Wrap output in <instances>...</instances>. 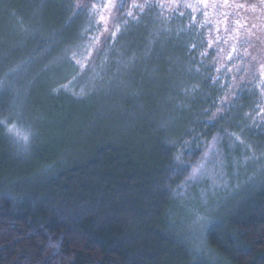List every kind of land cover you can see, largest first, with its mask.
Instances as JSON below:
<instances>
[{"label": "trees", "instance_id": "16d2710c", "mask_svg": "<svg viewBox=\"0 0 264 264\" xmlns=\"http://www.w3.org/2000/svg\"><path fill=\"white\" fill-rule=\"evenodd\" d=\"M100 3L0 0V37L16 29L34 33L26 54L0 42V122L29 135L18 140L0 123V264H207L171 231L170 212L185 179L174 174V158L187 141L198 160L204 140L225 129L261 140L230 121L264 101V75L252 72L254 63L235 66V53L226 59L236 44L232 33L203 26L201 11L173 8L170 0H124V9L112 10L122 16L120 31L115 39L100 34L107 45L99 46L131 49L127 40L117 45L120 34L143 37L120 63L124 75L108 92L94 93L103 76L92 57L69 83L71 64L51 61L66 55L71 62L70 54L92 38L98 28L92 5ZM133 3L143 11L128 17ZM233 20L247 25L251 19ZM217 35L221 40L209 48ZM244 41L238 51L246 48L251 57L255 38L242 48ZM221 48L224 58L214 59ZM143 56L147 70L139 74ZM149 67L183 74L170 85L165 77L155 80ZM211 78L219 79L213 84ZM63 79L67 91L56 90ZM213 113L215 127L206 123ZM210 224L218 226L204 232L208 260L264 264V188Z\"/></svg>", "mask_w": 264, "mask_h": 264}, {"label": "rangeland", "instance_id": "374dc122", "mask_svg": "<svg viewBox=\"0 0 264 264\" xmlns=\"http://www.w3.org/2000/svg\"><path fill=\"white\" fill-rule=\"evenodd\" d=\"M167 1L169 2V0ZM103 2L104 0H101V3ZM179 2V7L185 8L183 5L185 3H191V0H179ZM243 2L245 4L242 8L223 9V11L229 10L231 14V16H229V28L237 27L236 25L233 26L234 20L231 21L232 19H251L247 25L240 23L241 25H243V27L239 28L238 33L244 35H240L239 39L235 41L236 46H238V43L243 42L245 38L253 40L255 38L253 44V40H249V43L252 44V46L250 47L253 48L255 52H253L251 49V52H249L251 57H248L247 54L244 55L245 51H242V53L240 51L243 62L238 59L235 66L237 65V63H243V66L248 63H254L253 68H255V70L252 68V72H260L262 74V72H264V68H262V66H264V5H260V8L255 5V9H253L252 5L254 4L251 1L243 0ZM230 3L241 4V2H232L231 0ZM257 8H259V10H257ZM114 9L112 10L115 11ZM112 10L110 13L107 10H104L103 12V15L109 17L107 27L110 30L113 28V19H115L116 25L119 27L121 26L123 21L122 16L117 17V15ZM188 10H190V8H188ZM97 11L98 10L95 11V21L99 19ZM208 12L209 16L207 17L202 14V11L200 12V14H202L203 21H215L217 18H219L216 15L215 10L208 9ZM256 16H258L260 19L256 20ZM253 17L255 19H253ZM6 18L7 17H5V22H7ZM98 27L101 26L98 25ZM220 27L223 31V26L221 25ZM100 34L106 37L109 36L108 32H104L102 30L100 32L93 33L92 37L98 36L99 40L92 42L91 55L86 61H82L86 65L91 60V58L94 57L93 64L97 63L102 68L103 77L98 80L94 93L108 92V89L111 88V85L114 83L115 78L117 76L124 75V73H118L119 68L123 67V65L121 66L120 63H124V61L127 60L126 58L130 56L132 51H135V46L139 44L138 39L143 38L140 35L135 34H120L121 38L117 45L123 44L124 41L127 40L131 49L124 48V46H116L115 48H111V50L100 51L99 46L103 44V39H105H100ZM2 35L4 37V33ZM3 37H0V42L8 41L9 45H11V48L15 47L16 49H19L21 51V54H26L27 49L25 42L33 40L34 33L32 31H23L20 29H16V32L14 34L6 36L4 38ZM153 37H155L154 43H157L156 37L158 41L160 40V37L157 34H153ZM90 41L91 39L87 40L82 44L79 51H75L70 54L71 62H69L66 55L55 57L51 61V65H53V67L57 62L71 64L74 69H72L71 72L68 70L69 74L66 76L69 82H71L82 70L80 64H78L76 61L81 59V54L88 47ZM261 41H263V44H261ZM242 45L244 46V43H242ZM97 50H99V52ZM3 53L0 54V59L5 56L3 55ZM105 56H108L109 59H107V57ZM223 58V52L215 53L214 59L218 60ZM141 59L142 61H138L140 67L137 70L139 71V74H144L147 70V65L145 64L147 63V61L144 56L141 57ZM59 67H61V65H58L57 68ZM149 71L151 73V76L154 75L155 80L165 77L166 83L170 85L173 84L176 78L179 77V74H183V71H181L180 69L172 74L168 73L169 70H164L161 72V70L158 69V71L152 72V68L150 67ZM65 79L60 80L61 82L58 83L59 85L56 90L67 91V84H63ZM235 86L236 85L232 84L231 90L232 87ZM230 93L232 94V92ZM233 99L234 98L232 96V98L229 99L228 102H232ZM257 105H259V107H257ZM257 105L256 107L252 105L251 107L246 109L247 111L241 110L242 112L238 114L239 116L236 115L237 118L231 119L230 122L231 124H234L236 126H242L244 124V126L242 127H247L249 129L248 132H252L255 138L262 137L261 140H244L245 138L243 137V133L240 131V129L234 128V132L241 136V138L244 140V144L241 145L237 143L236 145L229 147L231 141L228 137L224 139L222 141V167L218 166L216 168L215 175L212 179L205 177L199 180L197 183L192 184L188 187H183L182 185L178 190L177 197L179 199L175 207L170 212L169 223L171 231L183 242H185L188 245L189 249L192 250L198 258L205 260L207 264L216 263L208 260L204 244L202 243L205 230L203 231V233H201L200 224L197 223L198 218H203L201 222L211 223L214 219L220 218L223 214H225V212L230 211L234 206L237 205L240 199H242L249 193L257 189L264 188V120H262L260 116L256 115V113L260 111V108H264V101L258 102ZM238 108L241 107L239 106ZM246 113L249 115L246 116ZM252 117H255V119H253ZM249 120L251 121V123H249ZM245 121L249 123V125H246ZM205 141L206 140H204L203 145ZM213 180H215V184H213Z\"/></svg>", "mask_w": 264, "mask_h": 264}, {"label": "snow or ice", "instance_id": "6c2138e0", "mask_svg": "<svg viewBox=\"0 0 264 264\" xmlns=\"http://www.w3.org/2000/svg\"><path fill=\"white\" fill-rule=\"evenodd\" d=\"M261 4H264V0H260ZM170 6L173 8H177L180 6L179 0H170ZM185 8L192 9L193 12L201 10L202 14L207 17L209 16L208 9H213L216 11V15L219 17V19L215 21H209L205 20L203 21V26H208L211 24V26L215 29L217 33L221 30V25L223 26V30L225 32L232 33L231 39L238 40V32L239 28L243 27V25L240 24L239 21H234V24L237 26L235 28H229V16L231 15L227 11H223V9L227 8H242L244 7L243 4H235L230 3V0H197L196 4L192 3H185L183 5ZM87 7V5H85ZM126 7L124 0H119L117 3V0H104L103 3L96 5L93 4L92 8L97 11V15L99 16V19L96 20V23L100 25L101 27H98L96 29L97 32H100L101 30L104 32H108L109 36L113 39H115L117 32L120 31V28L116 25L115 19H113V28L110 30L107 27L108 19L109 17L103 15L104 10H107L109 13L112 9L122 10ZM159 7L163 8L165 7L164 4H160ZM140 9L143 11L144 5L139 4H132V7L127 11L126 15L128 17L133 16V9ZM252 8L255 9V5H252ZM183 15V13H181ZM193 20H195V17H193ZM126 23V21H125ZM99 37L94 36L91 38V41L88 45V47L85 49V51L81 54V59L77 60L76 62L80 64L81 69L85 67V64L82 61H86L88 57L91 55L92 50V42L98 41ZM221 40V37L219 35L215 36L214 40L208 41V47L211 48L213 46V43H218ZM224 43L227 44L228 40H224ZM104 44L107 45V38L104 40ZM244 45H249V41L245 40ZM243 46V45H242ZM250 46V45H249ZM99 52V50H97ZM220 51L222 52L223 49L221 48ZM233 53L236 54V58L240 59L241 62L242 56L238 51V48L236 44L231 45L230 52L227 53L226 59L227 60H233ZM247 54V50L245 48L244 55ZM264 68V66H262ZM220 69H217L219 71ZM237 72H240L241 69L239 67L236 68ZM231 71V69H229ZM262 75H264V72H262ZM213 84H216L219 78H211ZM71 83V82H69ZM231 87V85L229 86ZM262 95H264V92H262ZM222 104H226V100H221ZM259 107V105H257ZM217 113H220L219 118H223L222 109L217 108ZM212 119L207 121L206 123L211 126L215 127L218 117L215 113L211 114ZM248 116L249 114H245ZM257 116H260L262 120H264V108H260V111L256 113ZM255 119V117H252ZM0 123H3L5 127L7 128V132L10 136L17 138L18 140L27 141L29 139V135L25 134L21 129H19L16 125H12L11 127H8V123L6 121H2ZM225 137H228L231 143L229 144V147H232L236 145L237 143L243 145L244 140L241 138L240 135H238L235 132H229L226 129L223 131V134L221 132H217L216 135L212 136L210 140H206L203 145V150L199 154V159L193 161L192 157L196 155L193 151H191V144L187 141L184 142V144L181 146V151L178 153V155L174 158L176 161L175 164V175H184V185L183 187H188L192 184L197 183L202 178H209L212 179L215 175L216 168L222 167L223 165V153H222V141ZM170 143L175 144V141H170ZM199 146V142H197ZM184 149H188V151H184ZM213 184H215V180H213ZM203 218H198L197 223L200 224V231L203 233L204 230L211 231L213 227H216L218 225H211L209 222H201Z\"/></svg>", "mask_w": 264, "mask_h": 264}]
</instances>
